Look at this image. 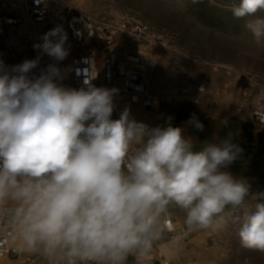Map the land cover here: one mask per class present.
Here are the masks:
<instances>
[{"label":"clouds","instance_id":"1","mask_svg":"<svg viewBox=\"0 0 264 264\" xmlns=\"http://www.w3.org/2000/svg\"><path fill=\"white\" fill-rule=\"evenodd\" d=\"M229 10L251 17L244 28L264 44V16L256 15L264 0H239ZM41 39L34 48L43 54L68 56L61 26ZM39 62L0 60V234L8 232L17 251L51 264H127L129 256L143 264L162 219L177 208L189 230L231 223L242 248L264 254V192L251 193L247 180L223 170L243 152L231 135L197 146L181 127H149L127 109L112 119L117 89L95 87L88 69L85 87H64L55 64L30 76ZM187 123L204 128L195 114Z\"/></svg>","mask_w":264,"mask_h":264},{"label":"rangeland","instance_id":"2","mask_svg":"<svg viewBox=\"0 0 264 264\" xmlns=\"http://www.w3.org/2000/svg\"><path fill=\"white\" fill-rule=\"evenodd\" d=\"M17 1L20 0H0L2 4H17ZM60 2L58 7L57 3L51 4L54 11H51L50 17L57 14V9L62 10L66 5H73L94 21H100L109 13L119 11L137 16L159 33L163 38L161 43H134L138 51L131 50L149 61L145 60L148 63L146 69L152 74V93L158 95V91L165 87L175 94H181L190 88L195 89L197 94H203L208 87L213 88L215 82V92L232 97L240 105H249L256 112L264 114V44L256 45L251 34L244 28L245 20L251 17L237 19L229 10L239 0H215L214 4L203 0L198 4L189 3L183 11L170 8L172 0ZM0 15L7 17L11 14L0 9ZM256 15L264 16V12ZM15 16H23V12ZM3 26L4 29L6 27L5 34L8 27L11 29V39L8 37L7 40L14 50V56L22 59L23 54L18 50V45L24 42L26 50L28 48L25 30L22 27H18V30L11 25ZM7 40L0 33V60L14 65L13 53ZM66 44L70 46V55L64 60L70 70L73 57L80 47L70 45L69 36ZM141 51L146 54H141ZM35 52L41 51L36 49L32 54ZM99 69L102 76V64H99ZM237 231L238 228L234 235L235 240L239 241ZM259 259L257 256L256 264H259Z\"/></svg>","mask_w":264,"mask_h":264},{"label":"built area","instance_id":"3","mask_svg":"<svg viewBox=\"0 0 264 264\" xmlns=\"http://www.w3.org/2000/svg\"><path fill=\"white\" fill-rule=\"evenodd\" d=\"M63 0H21L20 9L23 16L0 15V33L6 34L3 25H11L26 32L28 48L25 55L29 56L36 50L34 45L42 43V36L51 29L61 26L68 33L70 45H78L80 50L74 55L72 67L69 70L65 60L56 61L42 52L33 53L40 56V62L32 70L30 76H39L49 64H55L64 78L58 83L67 88L80 89L84 85V70L91 71L94 77L91 83L95 87L117 89L128 97L131 106L159 112L162 101L151 93L146 69L147 62L138 53L123 49L125 43L155 44L163 41L162 36L149 25L133 14L113 11L100 21H94L83 11L73 5H66L62 10L57 9L56 15H51V4ZM58 7V6H57ZM8 46L13 53V48ZM69 49L70 46L66 44ZM14 65L22 63V59L14 56ZM99 64L103 66L100 74ZM79 71V75L77 72ZM113 96L114 110L112 119H118L121 114V103ZM256 117L264 122V114L256 112ZM0 227L6 224L0 222ZM162 227L166 239L179 238L187 240L186 230L177 228L169 213L162 219ZM42 255L37 253L19 252L8 232L0 234V261L18 260L23 264H34ZM45 264H51L48 260ZM163 264H169L165 261Z\"/></svg>","mask_w":264,"mask_h":264},{"label":"crops","instance_id":"4","mask_svg":"<svg viewBox=\"0 0 264 264\" xmlns=\"http://www.w3.org/2000/svg\"><path fill=\"white\" fill-rule=\"evenodd\" d=\"M21 5V0L17 1L16 9L7 12L11 15H20L17 11L22 12ZM5 9L4 6L2 10ZM134 48H138L137 45ZM18 50L23 54L22 62L36 58L34 54L25 55L24 42L19 43ZM4 64L12 66L10 63ZM158 92L156 96L151 91L161 99V110L153 112L143 109L145 113L147 112L144 116L138 113L137 108L140 107L130 105L125 94L119 92L115 94V99L121 104V99L116 96L124 99L127 110L131 111L129 113L136 121L138 119L137 122H143L149 127H166L169 123L174 127H181L184 129V135L193 138L197 146L206 141L219 143L231 135L232 142L238 144L243 152L236 161L223 170L230 172L234 177L247 180L251 185V193L264 192V122L256 117L253 108L249 105H240L236 99L215 92V82L213 88L208 87L203 94H197L192 88L181 94H175L173 90L165 87ZM193 114L204 125L202 131L187 123ZM255 203L251 197L246 199L249 208L254 207ZM168 213L177 228L186 230L187 240L166 239L161 222L160 238L154 242L143 264H163L165 261L169 264H256L257 256L260 258L259 264L264 263V254L239 246L240 243L235 240L234 235L236 225L229 223L220 231L189 230L185 224V213L177 208L170 209ZM8 261L11 264H23L18 260ZM47 261L48 259L41 256L34 264H45ZM127 264H137V261L129 256Z\"/></svg>","mask_w":264,"mask_h":264},{"label":"bare ground","instance_id":"5","mask_svg":"<svg viewBox=\"0 0 264 264\" xmlns=\"http://www.w3.org/2000/svg\"><path fill=\"white\" fill-rule=\"evenodd\" d=\"M16 5L17 4H15V3H13V2H8V3H3L2 4V2H0V9H2L4 6L6 7V9L5 10H7V11H12L13 9H16L15 7H16ZM51 11H54V7H52L51 6ZM17 13H19L20 15L22 14V12L21 11H17ZM8 26V25H7ZM5 30H6V27H5ZM10 30V31H9ZM19 30V29H18ZM19 35V34H18ZM11 29L8 27L7 28V34H6V37L8 38H10L11 39ZM5 37V36H4ZM10 43V42H9ZM15 46V45H14ZM136 46V44H134V43H125V44H123L121 47L123 48V49H126V50H132V51H135V50H137L138 48H134ZM14 51V50H13ZM138 51V50H137ZM14 53V52H13ZM141 54H146L144 51H141ZM70 55V54H69ZM16 56V55H15ZM73 56V55H72ZM146 61H148V59H145ZM149 62V61H148ZM148 64V63H147ZM147 74H148V82H149V87H151V90L153 89L152 88V85H153V82H152V74H151V71H148V69H147ZM151 80V81H150ZM156 90V89H155ZM155 95H157V94H155ZM158 96V95H157ZM117 98H119V99H121V101H122V109H123V111L125 110V109H127L126 108V103H125V101H124V99L122 98V97H120V96H116ZM142 109V108H141ZM137 110H138V113L141 115V116H144V115H146V113H145V110H140L139 108H137ZM128 111H130V110H128ZM150 112V111H149ZM149 114V113H148ZM131 115V114H130ZM132 116V115H131ZM138 117V116H137ZM132 118L134 119V116H132ZM137 121H138V119H137ZM143 121V120H142ZM145 122H146V120H145ZM0 264H11L10 263V261H8V260H2V261H0Z\"/></svg>","mask_w":264,"mask_h":264}]
</instances>
